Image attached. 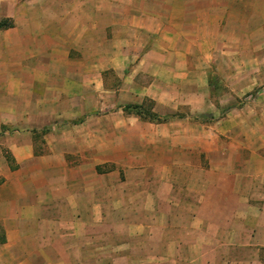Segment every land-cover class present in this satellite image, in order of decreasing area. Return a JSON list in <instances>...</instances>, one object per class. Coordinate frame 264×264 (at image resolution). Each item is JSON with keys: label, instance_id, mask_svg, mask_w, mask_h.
<instances>
[{"label": "crops", "instance_id": "crops-1", "mask_svg": "<svg viewBox=\"0 0 264 264\" xmlns=\"http://www.w3.org/2000/svg\"><path fill=\"white\" fill-rule=\"evenodd\" d=\"M251 13L264 0H0V264H264V134L206 119L202 60Z\"/></svg>", "mask_w": 264, "mask_h": 264}, {"label": "rangeland", "instance_id": "rangeland-1", "mask_svg": "<svg viewBox=\"0 0 264 264\" xmlns=\"http://www.w3.org/2000/svg\"><path fill=\"white\" fill-rule=\"evenodd\" d=\"M260 15L256 18V14L251 13L250 19L244 21L245 26L228 28V34L221 37L223 42L214 44L218 50L213 56L212 52H207L202 59L213 64L209 102L218 109L215 116L206 119H223L227 113L237 117L238 123L245 124L242 130L253 143L264 134V13L263 17ZM241 28L243 35H237ZM184 170L180 168V175H184ZM189 182L180 179L177 190L186 189L184 185ZM185 198L192 199L191 196ZM175 214L188 220L191 213H186V217L183 212Z\"/></svg>", "mask_w": 264, "mask_h": 264}, {"label": "trees", "instance_id": "trees-1", "mask_svg": "<svg viewBox=\"0 0 264 264\" xmlns=\"http://www.w3.org/2000/svg\"><path fill=\"white\" fill-rule=\"evenodd\" d=\"M4 23L0 25V28H5L7 26ZM131 109L136 110L137 114H139L142 119L148 120L150 122H166L167 120H169V118L161 119L158 115H156L150 110V106H146V107L145 106H135V107L129 106L127 107V110H131Z\"/></svg>", "mask_w": 264, "mask_h": 264}]
</instances>
